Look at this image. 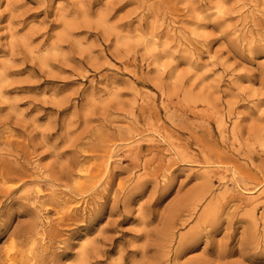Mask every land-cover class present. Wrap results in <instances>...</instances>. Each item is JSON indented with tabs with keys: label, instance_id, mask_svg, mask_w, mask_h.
<instances>
[{
	"label": "rangeland",
	"instance_id": "374dc122",
	"mask_svg": "<svg viewBox=\"0 0 264 264\" xmlns=\"http://www.w3.org/2000/svg\"><path fill=\"white\" fill-rule=\"evenodd\" d=\"M8 164L0 262L264 264V0H0Z\"/></svg>",
	"mask_w": 264,
	"mask_h": 264
},
{
	"label": "bare ground",
	"instance_id": "6f19581e",
	"mask_svg": "<svg viewBox=\"0 0 264 264\" xmlns=\"http://www.w3.org/2000/svg\"><path fill=\"white\" fill-rule=\"evenodd\" d=\"M101 150L104 151L105 153H109L110 152V148L109 146L103 142V144H101ZM98 149L96 148H93L92 150H87L85 151V154H91V155H88V156H92L97 153ZM88 156H85V157H88ZM95 173H102V170H96V172L94 170H92V168H82L79 170V174L82 175V176H87V177H90V178H95L97 176V174ZM31 177V176H29ZM24 176L22 175V170L17 166H14V165H11V164H8V165H4L3 168L0 169V192L3 191V186L5 184L8 183V181H12L14 179H20L21 181L23 180ZM260 184V183H259ZM15 191V189L11 192ZM37 193L40 195V196H43L44 194V190H37ZM243 195L247 198V201L251 202L253 201V197H250L253 194L252 191H243ZM40 198V197H39ZM38 199V197H37ZM52 200L55 202V204L57 206H59L60 204V201H59V198L57 195H54ZM77 210H70L68 213H63V212H60V211H56V216L58 218L55 219V224L56 225H62V224H66V223H69V224H73L75 222V218H73V213H76ZM37 236L36 235H33L31 237H28L27 238V242L28 244L32 243L33 245H36L38 244L36 241L38 238H36ZM0 264H29V263H26V262H17L15 260V258H11V256L8 254H6V259L5 261H1Z\"/></svg>",
	"mask_w": 264,
	"mask_h": 264
}]
</instances>
